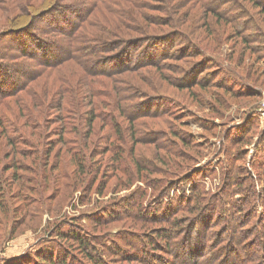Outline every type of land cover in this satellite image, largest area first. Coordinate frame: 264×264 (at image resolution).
<instances>
[{
	"label": "rangeland",
	"instance_id": "rangeland-1",
	"mask_svg": "<svg viewBox=\"0 0 264 264\" xmlns=\"http://www.w3.org/2000/svg\"><path fill=\"white\" fill-rule=\"evenodd\" d=\"M54 2L59 0H0V64L13 62L7 56L17 50L9 45L16 29ZM62 2L74 6V0ZM116 6L123 15L92 13L94 22L83 28L85 46L104 61L99 66L104 72L128 66L130 59L137 63L140 56L146 62L112 73L122 94L134 93L131 103L140 105L141 120L135 129L131 115L118 116L115 128L101 117L85 122L80 103L88 96L77 87L88 89L83 69L73 62L62 63L58 73L36 74L18 97L0 103V264H148L128 256L134 253L145 254L150 264H242V256H263L264 0H118ZM75 10L63 13L71 18ZM44 27L27 32L45 41ZM113 41L124 44L121 50L106 49ZM6 69L9 77L0 71L1 81L19 78ZM4 84L0 95L18 86ZM58 101L67 104L68 118L55 110ZM145 104L158 115L148 119ZM106 111L96 109V115ZM68 119L80 126L77 135L64 133ZM115 131L123 132L126 143ZM64 135L73 143L59 142ZM12 138L17 145L10 147ZM79 167L86 173L78 175ZM188 197L196 199L195 215L180 211ZM200 200L215 214L197 211ZM139 205L160 209L157 216L165 221L145 219ZM180 216L198 227L187 231L185 224L176 236L161 239L174 228L165 222ZM223 217L240 218L241 228L257 231L259 240H232L220 250L222 240L213 236L223 239L234 231L222 225ZM72 230L76 237L69 235ZM162 240L176 246L172 254L164 252Z\"/></svg>",
	"mask_w": 264,
	"mask_h": 264
},
{
	"label": "trees",
	"instance_id": "trees-1",
	"mask_svg": "<svg viewBox=\"0 0 264 264\" xmlns=\"http://www.w3.org/2000/svg\"><path fill=\"white\" fill-rule=\"evenodd\" d=\"M117 2L118 0H74V6H71V8H75L76 10L74 11L75 13L72 12L73 14L71 15V18H70L67 13H63V10H67L71 8L65 7L66 4H62L63 3L62 0H59V3L54 2V4L51 5L46 11L41 10L43 12H40L37 15H29L30 17L26 21L27 24L24 25L20 29H16L17 33H15L14 37L9 42L10 43L9 45H11L12 43L13 46L16 47L17 49L16 51L15 50L10 51L9 52L10 56L9 55L7 56V59L13 58L12 64L10 65L8 63L9 66L8 64H5V66L3 64H0V67H2L0 68V71L4 72V74L1 76L6 75L7 77H9L6 67H10L13 70V72H15L17 75H20L19 78H17L14 81L9 80L10 78L6 81L0 80V83H3V84L5 83L7 85H16V84L18 85L17 89L16 90L13 89L11 93H7L3 91L2 94L0 95V101H1L0 103L4 102L8 98L18 97L20 93L19 91L23 89L24 87L27 88L26 85L27 83H29V79H32L34 76H36V74L41 73L44 70H49V71L58 73L61 70L60 67H62L61 66L62 63L66 64V63L73 62L74 64L80 66L83 69L84 82H85V86L88 89L86 90L84 88L85 89L84 91L83 88L77 87L79 88L80 91L82 90L83 98L86 95L88 96V99H82L80 103L85 106V111H84L85 115L83 117L85 122L88 116H89V121L87 120L88 123L90 122L93 123L99 117H101L104 121L108 123L107 125H109V127L110 125L114 127L113 123H116L119 117L124 116V117L129 118V116L131 115L132 119L129 120V124L131 125V127H133V129H135L136 126L138 125L137 122L141 120V119L136 118V112H138L137 109H141V107L140 105L138 106L135 103H131L132 94L134 95L132 91L130 90L128 91L129 92L128 96H125L124 94L120 92V90L118 89L119 80H117L116 76L112 73L117 72L119 70L126 71L127 69L128 70L137 69L141 65L146 64V62L142 61L141 56H140L137 63H132L133 59H130L129 61H127L128 63H131L130 65L124 66L118 69L117 71H114V72L101 71L99 70V66L102 63H104V61H101L99 59H94V57L89 55V48L85 46L86 36L83 33V28L85 27V25L88 26L94 22L92 19V13L95 10H96V12H94L95 16L98 18L102 16L106 10L110 12L111 14L123 15V10L116 6ZM23 6H24L26 13H29L30 7L28 6L27 2ZM33 7L36 10L37 7L36 6H33ZM128 10L130 11L132 10V8L127 9L125 11L127 12ZM97 12L99 13L96 14ZM27 18H28V15H27ZM76 19H77V22L75 24L74 20ZM70 20L71 22H73V25L71 24ZM78 21H80L79 25H77ZM41 23L45 25L42 31L45 32V35H48V37L45 36V41L41 38H38L36 35L32 34L33 32L32 33L27 32L29 31L28 30L29 28L38 27V25ZM24 34L26 35V38H27V42L25 44L23 41ZM8 35H13V34H8ZM93 38L95 37L93 36ZM97 38L99 37L97 36ZM121 45H124V44H122V42L115 43V41H113V43L106 45V49L118 50V47L120 48ZM57 48L60 50L59 54L53 55L56 53ZM94 51L95 50H93V52ZM24 58H30V60H33L34 62H36L37 66L36 65L33 66L32 64H28L27 62L26 63L22 62L21 59H24ZM106 60H110V59H106ZM23 76H25L26 79L23 80ZM78 92L79 91H77V94ZM69 94H76V92L73 93V91H70ZM140 95L141 97H143L144 94L142 93ZM107 98H109L110 101L105 100ZM122 99H123V103L121 102ZM77 104L79 107L78 102ZM129 104H131V110H129L131 113L127 110V107ZM54 105H55V110L58 112H61L60 114L61 117L68 118L69 112H66L68 107H67V104H65V102L60 103L58 101ZM142 108H143L142 110L145 109V112H147L146 117L148 119H150L151 117H154L152 115H158V114L150 112L149 108H146V104L143 105ZM96 109H101V110L110 109V111L100 112L99 116H97ZM166 112L167 111H164L161 115L165 114ZM47 121H48V125L52 123V120L50 119H48ZM91 127H92V124H91ZM79 128L80 126H78L75 120L71 121V119H68V121L65 122V129L63 131L64 133L66 132V134L72 133V135H77ZM137 131L134 132V135H132L133 139L134 137L137 138L138 136ZM115 133L118 135L119 141L126 143V139L124 138L122 131H115ZM79 134L82 135V130L79 132ZM65 137L66 136L64 135V137L59 142L66 143L67 145H69L70 143H73L71 139L69 138L65 139ZM85 138H86L85 146L88 147L89 139L88 137H85ZM180 138L185 143V146L189 147L190 138L186 136L180 137ZM20 139L23 141L22 137H20ZM108 144L117 146L114 141H111L110 143V139H108ZM15 145H17L16 140L12 138L10 140V147H13ZM138 170H141V169L138 168ZM85 173H86V169L79 167V172L77 174L81 175ZM227 181L230 182L231 180H229V178L226 176V182ZM148 185L152 186V188H154L156 192L159 191L160 189V187L157 185H151V184H148ZM162 190L160 189V191ZM183 200L185 202V205L180 209V211L186 212L187 214L193 213L195 215L196 212H193V209H191V205L195 204L196 199L188 197V199H183ZM182 202L183 201L181 200V203ZM205 204L206 202L204 200H200L195 209L197 211H200V210H203L204 208V212L207 211L206 212L207 214H212V215L215 214L214 207H211V205L205 206ZM138 208H139L140 213H143L145 215V219H148L147 217L152 218L153 219L152 221H154L155 223H160L162 221H165L164 219H160L157 216L160 209L155 210V211H149L148 208H144L141 205H139ZM172 211L173 210L169 209L168 213H171ZM175 219L177 220H174V223H172L171 221L165 222L167 223V225H172L174 228L169 229L168 232L160 235L159 237L161 239H170L176 236L178 233H175V231L180 230L179 228H181L185 224H187V228L189 229V230L187 229V231H191V229L198 227L194 223L193 220L191 221V219H188L185 216H180L179 218L175 217ZM204 220H206V218ZM240 221H242L240 218L238 219L234 218L231 220L226 217H223L222 225L224 226L228 223L227 227L231 229L233 228L234 231H232L233 235H230L229 237H226L223 239H222V234L216 233V236L215 237L213 236V240H222L221 244H219L220 250L228 248L226 245L232 242V240H237L239 241L240 244H243L247 240H253V239L259 240L257 235H255L257 234V231H255V233H252L251 231L249 232L245 231L244 230L245 226L242 229L241 228L242 225H240L239 223ZM72 233L74 237L77 236V233L75 232V230L70 231L69 235L71 236ZM258 234L261 235L259 230H258ZM165 235L167 236L165 237ZM80 243L82 244L84 252L87 253V257H92V254L88 253V248H89L88 243L81 242V240H80ZM162 244L165 249L164 252L166 254H172L173 247H176V246H173L171 240H164V242L162 240ZM262 245L264 247V244ZM158 247H162V246L158 245ZM145 252L146 251H143L142 253H145ZM178 252L181 254L183 253L182 250H178ZM128 256L138 257V259L145 260L146 262H148V264H150L151 262L148 258L145 257L146 256L145 254H142L141 256L137 253L136 254L134 253V254H128ZM259 256H261V254H258L257 256H255V254L242 256L243 258L242 264H260V263L264 264V255L261 257ZM261 258L263 260H261ZM89 259L91 260L93 258H89ZM45 263L43 262L40 263L39 261L37 262V264H45ZM49 263L65 264V260H58L56 262L51 260Z\"/></svg>",
	"mask_w": 264,
	"mask_h": 264
}]
</instances>
